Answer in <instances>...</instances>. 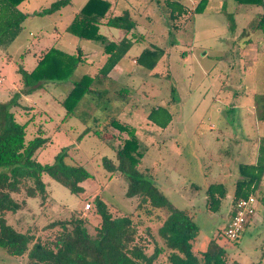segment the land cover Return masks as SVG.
Returning <instances> with one entry per match:
<instances>
[{"label":"rangeland","instance_id":"obj_1","mask_svg":"<svg viewBox=\"0 0 264 264\" xmlns=\"http://www.w3.org/2000/svg\"><path fill=\"white\" fill-rule=\"evenodd\" d=\"M54 1L25 0L19 5L21 10L31 14L23 22L18 37L7 49L0 48L1 101L7 102L14 93L22 91L18 69L31 71L45 48L55 45L71 51L77 45L85 49L92 45L89 40H81L65 30L86 0H71L51 14H33ZM178 1L193 9L200 0ZM207 1L204 12L192 13L179 33L170 27L171 35L167 34L165 40L174 42L173 47L167 48L165 57L153 72L132 60L140 49L157 43L153 29L161 32L165 25L163 2L158 4L154 0L151 8L143 6L139 12L132 5H114L116 14L129 7L136 21L147 12L155 13L148 25L152 30L146 26V31L151 32L123 57L128 71L119 84L129 85L131 89L130 101L123 108L109 103L105 107L104 101L96 105L92 95L86 94L75 114L66 116L62 102L69 93L68 82L87 72L86 68L90 70V66L80 65L68 80L43 82L31 94L22 95L21 104L11 110L20 123L26 124V138H33L39 128L46 138L45 144L35 151L34 159L42 164L53 163L63 152L66 162L84 166L94 174V179L85 183L92 193L74 194L45 173L43 179L51 202L41 204L40 197H27L25 207L7 214L9 224L25 232L41 229L58 217L68 216L71 210L88 213L85 204L92 202L96 192L111 204L115 213L133 212L132 199L125 196L127 178L115 174L109 179L102 164L104 157L116 158L120 139H115L118 135L113 133L118 130L111 129L105 140L92 132L85 133L88 126L94 125L96 117L102 121L106 113H111L136 129L144 152L139 170L153 180L176 207L189 208L194 215L200 227V234L192 242L197 264H264V178L262 191L255 193L259 206L253 220L237 239L225 234V219L231 208L234 182L239 176L237 165L255 162L261 138H264V122L259 118L256 103L258 95L264 93V33L254 29L255 17L264 8L239 5L236 0ZM132 2L151 3L150 0ZM138 22L135 30L145 32L143 23ZM247 39H251L248 44ZM64 41L67 44H63ZM169 100H173L170 108L174 118L167 128H161L150 122L147 115L153 106L167 104ZM93 110L99 111L92 115ZM211 182H224L229 190L218 213L206 208L205 187ZM195 186L199 188H193ZM141 221L137 240L151 251L153 241L146 227L152 225L145 215L138 220ZM212 237L226 254H216L217 250L211 254L203 251L201 244ZM188 255L187 245L180 243L170 257H161L157 264H177L180 259H188ZM194 260L188 264H193ZM0 264H25V256L14 257L0 248Z\"/></svg>","mask_w":264,"mask_h":264},{"label":"trees","instance_id":"obj_2","mask_svg":"<svg viewBox=\"0 0 264 264\" xmlns=\"http://www.w3.org/2000/svg\"><path fill=\"white\" fill-rule=\"evenodd\" d=\"M24 1L0 0V48L7 49L20 34L23 22L30 16L19 8ZM70 1L56 0L49 9L33 14L53 13ZM161 1L175 31L185 26L192 13L204 12L208 2L200 0L193 9H189L178 0H157V3ZM236 1L239 5L264 8V0ZM101 24L130 32L135 28L136 21L127 9L121 14L113 15L111 0H87L74 14L66 31L83 40L103 43L107 57L96 73H85L71 83V89L62 102L67 110L66 116L75 114L78 103L86 94L92 95L91 99L96 105L103 101L107 103L105 107H108V103L114 98L119 100V108H123L130 101V87L122 85L112 90L110 84L106 82H109L107 79L109 72L131 48L132 38L124 37L118 43L108 41L99 31ZM254 29L264 33V10L257 13ZM250 41L251 39H247L246 44ZM83 55L80 47H77L76 53H68L54 46L46 48L39 55L31 71L23 67L18 69L21 74L22 91L14 93L7 102L0 100V248L14 257L25 256V264H157L161 257H170L180 243H185L188 259H180L177 264H188L194 260L192 242L200 234V227L194 215L189 208L176 207L155 182L145 177L144 172L139 170L138 166L144 152L136 129L121 122L111 113H106L102 121L96 117L94 125L88 126L85 133L92 132L102 140L106 139L111 128L126 134L125 138L120 139L116 158L104 157L102 164L109 173V179L115 174L127 178L125 196L132 199L133 212L115 213L111 204L101 193H97L93 196L92 202L85 204L89 205L88 213L83 210H71L68 216L58 217L41 229L25 232L9 224L7 214L16 213L25 207L27 197L38 196L42 200L41 204L51 202L50 191L43 179L45 173L74 194L85 193L84 184L94 179V174L84 166L66 162L63 152L56 156L53 163L37 162L34 159L35 151L46 142V138L42 136V129L39 128L38 134L27 139L26 124L20 123L11 110L12 107L21 104L22 95L31 94L43 82L68 80L83 61ZM164 55V48L155 46L144 49L136 59L141 66L153 70ZM172 102L173 100H169L167 104L153 106L147 119L161 128L168 127L174 118L170 108ZM256 103L259 107V118L264 121V93L258 95ZM237 168L239 176L234 182L231 208L225 219V227L229 219L236 214L238 200L262 191L263 137L256 162H240ZM103 186L101 185V188ZM205 193L207 210L212 213L220 212L223 199L229 194L227 185L224 182H211L206 185ZM21 196L22 199L19 198ZM142 215H145L146 220L152 225L150 228L146 227L149 238L153 241L151 251L137 240V228L143 224L138 220ZM135 217L138 220L135 221ZM252 220V217H249L244 228ZM215 240L213 237L205 239L201 244V247L205 248L203 251L211 254L217 250L216 254L221 256L226 254L223 247L214 243ZM191 263L197 264L195 260Z\"/></svg>","mask_w":264,"mask_h":264},{"label":"crops","instance_id":"obj_3","mask_svg":"<svg viewBox=\"0 0 264 264\" xmlns=\"http://www.w3.org/2000/svg\"><path fill=\"white\" fill-rule=\"evenodd\" d=\"M87 1V0H86ZM133 0H112V3H113V15H118V14H116L115 13V10H114V5H116V3H124V5L123 6H125V5H132L131 7L132 8H134V9H136V11H141L140 9L143 7V6H146V8H151L152 7V3H153V1L154 0H150V2L151 3H145V4H143V3H133L132 2ZM86 3V2H85ZM85 3H83V5L85 4ZM53 4V2L50 4V6H46L45 8H42V9H40L39 11H35L34 13H36V12H40V11H43V10H47V9H49L50 7H51V5ZM159 4V3H158ZM82 5V6H83ZM162 5H163V7H164V13H165V25H164V27H163V29L161 30V32L159 31L158 32V30H156V29H153V32H155V34H157V40H156V44L154 45V46H152V47H155V46H158V47H161V48H164V50H165V55H166V53H167V48H169V47H173V43L174 42H172L171 41V43L170 42H167V40H165V38H166V36H168L167 34H170L171 35V28L170 27H172L173 28V24H172V21L169 19V17H168V12L166 11V9H165V5H164V3H162ZM82 6H81V8H82ZM80 8V9H81ZM187 8H189L188 6H187ZM79 9V10H80ZM125 9H127V10H129L130 11V13H131V15H132V17H133V14H132V12H131V10H130V8L129 7H126V8H123L122 10H121V12L119 13V14H121L122 13V11H124ZM189 9H191V8H189ZM23 11V10H22ZM78 11V10H77ZM24 12H26V11H24ZM28 13V12H27ZM149 13V14H148ZM29 14H31V13H29ZM48 14V13H47ZM51 14V13H50ZM154 15H155V13L154 12H147V14H145L144 15V17H142V16H140L139 17V19H138V21H141L140 23H143V25L145 26V32H138V31H136L135 29H136V27H137V25L139 24V22L138 21H136V26H135V28L133 29V30H131L130 32H127V31H125V30H122V29H120V28H117V29H120V31H115V29H112L113 27L112 26H109L110 28L108 29V28H106L108 25H106V24H101L100 26H99V31H100V33L101 34H103L106 38H107V40L108 41H112V42H116V43H118L122 38H124V37H129V38H132V41H133V43H132V46H131V48L129 49V51L134 47V45L136 44V42H138V41H140V40H143L144 38H145V36H146V34L148 33V32H151L149 29L151 28V26H148L149 24H150V21H152L153 20V17H154ZM133 19H135L134 17H133ZM190 21V20H189ZM169 23H170V25H169ZM188 23V22H187ZM186 23V24H187ZM185 24V25H186ZM142 25V24H141ZM142 25V26H143ZM146 26L149 28L148 29V31H146ZM112 27V28H111ZM185 27V26H184ZM183 27V28H184ZM115 28V27H114ZM182 28V29H183ZM174 29V28H173ZM173 29H172V31H173ZM181 29V30H182ZM66 30V29H65ZM151 30H152V28H151ZM181 30H179V31H181ZM175 31V30H174ZM179 31H175V32H178L179 33ZM80 39V38H79ZM81 40H83V39H81ZM90 42H91V46L90 47H87L86 49L85 48H83L81 45H77L75 48H72V50L71 51H68V50H64V49H62V48H60V49H62V50H64V51H66V52H68V53H76L77 52V47H80L81 49H82V51H83V61L78 65V67H77V69L79 68V66L81 65L82 67H91V69L89 70V68H84L87 72H82L81 74H80V76L76 79V80H78L83 74H85V73H89V74H94V73H96L98 70H99V68H101V66L104 64V62H105V60H106V57H107V54L105 53V51H104V44L103 43H96V42H94V41H92V40H89ZM99 42V41H98ZM67 44V42L66 41H64L63 42V44ZM162 43H164L163 45H161ZM54 47H56L55 45H54ZM47 48H49V47H47ZM57 48H59V47H57ZM147 48H149V47H144V48H142V49H140L139 50V52L137 53V54H135V56H134V58H133V60H132V62L133 63H137V64H139L138 62H137V56H139L141 53H142V51L144 50V49H147ZM151 48V47H150ZM46 49V48H45ZM44 49V50H45ZM44 50H42L41 51V53H40V55L42 54V52L44 51ZM128 51V52H129ZM128 52L125 54V56L128 54ZM165 55L162 57V59L165 57ZM39 57V56H38ZM124 58H121V60L114 66V68L109 72V74L107 75V79L109 80V82H106V84L107 83H109L110 84V87H111V89L112 90H114V89H117L119 86H120V84H119V80L120 79H122L123 77H125V75L127 74V71H128V69H127V64L125 63V61L123 60ZM161 59V60H162ZM160 60V61H161ZM140 65V64H139ZM143 67V66H142ZM145 68V67H144ZM145 69H147V68H145ZM156 68H154L153 70H150L151 72H153L154 70H155ZM147 70H149V69H147ZM131 72V71H130ZM130 72H128V73H130ZM76 80H73V81H76ZM73 81H71V82H68V85L70 86V88H69V90H68V92L70 91V89H71V83L73 82ZM128 87H130L129 85H127ZM109 104H113L114 106H116L117 108L119 107V100L118 99H112V100H110V103ZM120 109V108H119ZM98 111L99 110H93L91 113H92V115H95V114H97L98 113ZM263 121V120H262ZM261 121V122H262ZM264 122V121H263ZM171 124V123H170ZM167 128V127H166ZM112 130H115L114 128H111ZM111 129L108 131V132H110L111 131ZM118 132V133H117ZM116 133L114 132L113 134H115L116 136L118 135V137H116L115 139H121V138H125L126 137V134L125 133H120L119 131H117ZM115 135H114V137H115ZM245 154H248V151H246V153ZM256 160H257V158H256ZM256 162V161H255ZM253 163V162H252ZM85 185V187H86V184H84ZM86 192H88V190H87V188H86ZM88 193H92V192H88ZM98 192H96V193H94V195L95 194H97Z\"/></svg>","mask_w":264,"mask_h":264},{"label":"built area","instance_id":"obj_4","mask_svg":"<svg viewBox=\"0 0 264 264\" xmlns=\"http://www.w3.org/2000/svg\"><path fill=\"white\" fill-rule=\"evenodd\" d=\"M258 206L259 201L255 195L238 200L236 203V214L229 219L225 227V234L232 239L239 237L247 219L255 217ZM88 207L89 205L87 204Z\"/></svg>","mask_w":264,"mask_h":264}]
</instances>
